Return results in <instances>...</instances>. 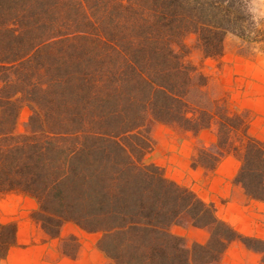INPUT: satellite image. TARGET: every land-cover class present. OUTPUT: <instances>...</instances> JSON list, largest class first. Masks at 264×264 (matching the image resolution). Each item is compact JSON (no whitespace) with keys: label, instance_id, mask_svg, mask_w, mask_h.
Masks as SVG:
<instances>
[{"label":"trees","instance_id":"1","mask_svg":"<svg viewBox=\"0 0 264 264\" xmlns=\"http://www.w3.org/2000/svg\"><path fill=\"white\" fill-rule=\"evenodd\" d=\"M246 0H0V193L36 202L30 214L50 238L68 223L98 234L108 264H221L233 241L261 255L264 239L217 215L214 203L149 162L150 125L198 135L218 122L217 141L201 145L191 167L240 161L233 179L264 202V139L250 134L245 111L232 112L208 91L188 60L186 39L205 58L264 51V27ZM24 107L31 114L18 131ZM209 228L188 245L173 226ZM16 221H0V261L17 244ZM76 258L78 238L62 239Z\"/></svg>","mask_w":264,"mask_h":264},{"label":"rangeland","instance_id":"2","mask_svg":"<svg viewBox=\"0 0 264 264\" xmlns=\"http://www.w3.org/2000/svg\"><path fill=\"white\" fill-rule=\"evenodd\" d=\"M260 23L264 27V20ZM186 44L191 48L188 60L208 77V91L211 97L224 100L232 112L245 111L249 121L250 134L255 138L264 139V51H259L254 56L239 55L237 53L239 39L232 34L227 36L224 53L218 58H205L202 52L194 47V36L188 37ZM30 114L31 111L28 107L22 109L18 121L19 132L25 130ZM150 129L154 147L147 156V160L162 167L168 178L172 179V176H177L181 181L178 182L179 184L190 188L199 197L205 194L206 186L203 185L205 176L218 170L229 180V176L235 171L237 173L239 169L237 164L239 159L232 153L224 155L213 171H207L201 167H191L192 159L197 155V150L201 145L213 149L217 141V121H214L209 129L203 130L198 135L182 132L161 123H152ZM175 168L177 169L176 173H174ZM206 184L209 187V184ZM1 199L2 196H0ZM21 206V212L15 215L5 214L0 208V221H16L18 224L17 234L20 233V236L33 234V238L38 240L39 233L43 230L30 217L33 209L29 212L31 207L25 201H21ZM260 221L264 222V217L260 218ZM177 229V226L173 227L174 231ZM61 234L63 237L59 238L60 245L63 238L74 235L79 242L77 256L84 245L86 253L92 261L100 263V257L93 252V249L91 250V247L96 249L98 234L79 233L75 235L72 223L66 224ZM258 260V263L262 264L260 259ZM252 262L250 260V263ZM0 264L6 263L1 260ZM103 264H108L106 259Z\"/></svg>","mask_w":264,"mask_h":264},{"label":"crops","instance_id":"3","mask_svg":"<svg viewBox=\"0 0 264 264\" xmlns=\"http://www.w3.org/2000/svg\"><path fill=\"white\" fill-rule=\"evenodd\" d=\"M237 164L239 168V160H237ZM176 171L175 168L174 173ZM235 175L236 171L227 180L221 171L215 170L205 176V183H203L206 186L205 194L201 198L214 203L218 217L229 222L241 233L264 239V222L260 221V218L264 217V202L249 198L243 188L233 182ZM172 179L181 182L175 175L172 176ZM206 183L209 184V187ZM0 196H2L0 208L5 214L20 213L22 210L21 201L29 204L31 207L29 212L36 208V202L33 199L19 192L0 193ZM173 227L171 228L172 232L183 236L189 246L193 243L205 244L210 237L209 228L177 226L178 229L174 231ZM73 233L75 235L85 234L75 224H73ZM32 235L20 236V233L17 234V244L10 248L6 259H4L6 264H98L88 256L84 245L78 256L72 259L63 254L59 238L52 239L43 231L39 233L38 240ZM92 249L101 259L99 264H103L106 258L95 247H91ZM258 259L261 261L259 253L249 250L239 241H233L229 244L221 264H260ZM250 260L253 262L250 263ZM106 261L108 263L107 259Z\"/></svg>","mask_w":264,"mask_h":264},{"label":"clouds","instance_id":"4","mask_svg":"<svg viewBox=\"0 0 264 264\" xmlns=\"http://www.w3.org/2000/svg\"><path fill=\"white\" fill-rule=\"evenodd\" d=\"M246 5L249 6L245 8L246 15L249 12L254 13L248 16L249 20L261 26L260 21L264 20V0H246Z\"/></svg>","mask_w":264,"mask_h":264}]
</instances>
